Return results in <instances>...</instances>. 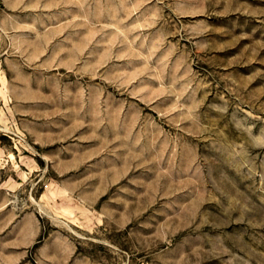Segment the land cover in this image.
I'll return each mask as SVG.
<instances>
[{
  "label": "rangeland",
  "instance_id": "1",
  "mask_svg": "<svg viewBox=\"0 0 264 264\" xmlns=\"http://www.w3.org/2000/svg\"><path fill=\"white\" fill-rule=\"evenodd\" d=\"M31 92L49 116L0 108V264H264V0H0V96Z\"/></svg>",
  "mask_w": 264,
  "mask_h": 264
},
{
  "label": "crops",
  "instance_id": "2",
  "mask_svg": "<svg viewBox=\"0 0 264 264\" xmlns=\"http://www.w3.org/2000/svg\"><path fill=\"white\" fill-rule=\"evenodd\" d=\"M21 81V80H20ZM23 83V79L21 81ZM28 83V82H25ZM32 83V82H31ZM39 95L37 93L30 94H22V93H11L7 100L0 96V108L5 112L7 118L12 119L15 118L18 120L19 118H38L40 117V112H46L45 114L49 116V111L51 108L48 106L46 111L43 108L39 107ZM1 113V112H0ZM24 124L21 123V126ZM46 125L45 130L40 128V125L36 123L34 126L30 127V132L33 135V138L36 141H41L42 143H49V139L54 140L53 133L56 132L53 127ZM25 126V125H24ZM27 127V126H26ZM59 132V130H58ZM51 134V136H50ZM22 146V154L15 153L14 161L10 156L4 159L6 166H2V169L11 168L13 169L12 177L8 176L2 182V187L6 189L7 192H34V185L30 184L32 180L31 175L33 173H37L40 171L37 168V164L34 161V157L31 155H23L25 154L26 148ZM21 150V148H19ZM6 155V153H3ZM53 160L50 158L47 159V164H54ZM15 165V166H14ZM18 167V168H17ZM20 168V169H19ZM26 169V171H22ZM70 169L69 167L65 168V170ZM48 187L46 190H48ZM50 192H54L49 190ZM53 212H62L60 208H55ZM8 233H12V238L10 239V246L19 248V247H29L31 244L35 243L40 235L43 232V226L37 217L34 211H25L24 214L20 215L14 223L8 229ZM64 234L61 232H52L48 235V238L51 240L52 245V253L54 254L53 259H63L64 261H69L73 257L75 253V247L71 243H66V239L64 238Z\"/></svg>",
  "mask_w": 264,
  "mask_h": 264
},
{
  "label": "built area",
  "instance_id": "3",
  "mask_svg": "<svg viewBox=\"0 0 264 264\" xmlns=\"http://www.w3.org/2000/svg\"><path fill=\"white\" fill-rule=\"evenodd\" d=\"M49 184H45V187L47 188Z\"/></svg>",
  "mask_w": 264,
  "mask_h": 264
}]
</instances>
